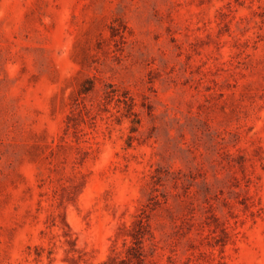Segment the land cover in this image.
<instances>
[{
	"label": "rangeland",
	"instance_id": "374dc122",
	"mask_svg": "<svg viewBox=\"0 0 264 264\" xmlns=\"http://www.w3.org/2000/svg\"><path fill=\"white\" fill-rule=\"evenodd\" d=\"M143 217L147 264H264V0H0V264Z\"/></svg>",
	"mask_w": 264,
	"mask_h": 264
},
{
	"label": "trees",
	"instance_id": "16d2710c",
	"mask_svg": "<svg viewBox=\"0 0 264 264\" xmlns=\"http://www.w3.org/2000/svg\"><path fill=\"white\" fill-rule=\"evenodd\" d=\"M150 235L149 224L143 217L139 221L137 230L128 231V233L123 235L125 244H127L126 255L123 257V252L114 247L112 254L109 255L104 264H147L145 242ZM129 237L131 244H128Z\"/></svg>",
	"mask_w": 264,
	"mask_h": 264
}]
</instances>
